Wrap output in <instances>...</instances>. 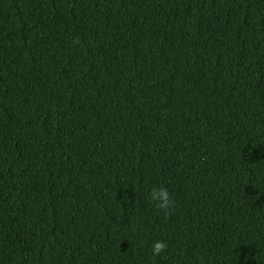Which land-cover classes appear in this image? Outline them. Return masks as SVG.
<instances>
[{"label": "trees", "instance_id": "trees-1", "mask_svg": "<svg viewBox=\"0 0 264 264\" xmlns=\"http://www.w3.org/2000/svg\"><path fill=\"white\" fill-rule=\"evenodd\" d=\"M0 264H264V0H0Z\"/></svg>", "mask_w": 264, "mask_h": 264}, {"label": "clouds", "instance_id": "clouds-1", "mask_svg": "<svg viewBox=\"0 0 264 264\" xmlns=\"http://www.w3.org/2000/svg\"><path fill=\"white\" fill-rule=\"evenodd\" d=\"M149 200L160 211L165 218L171 215V210L175 208V200L169 193L167 187H153L149 191ZM152 256H160L167 250V242L163 240L154 241L152 244Z\"/></svg>", "mask_w": 264, "mask_h": 264}]
</instances>
